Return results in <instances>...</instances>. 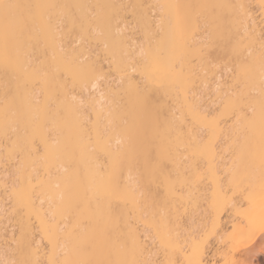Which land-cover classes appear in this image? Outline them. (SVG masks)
Returning <instances> with one entry per match:
<instances>
[{"label": "bare ground", "instance_id": "1", "mask_svg": "<svg viewBox=\"0 0 264 264\" xmlns=\"http://www.w3.org/2000/svg\"><path fill=\"white\" fill-rule=\"evenodd\" d=\"M68 1L74 2L75 5L77 4L76 7L74 6V9H77L80 13V17H78L79 21H76L79 23L78 25L77 23L74 24V19L69 18L71 17L70 14L72 11L70 12L68 8L66 9V7H64V4H68ZM93 1L98 2L99 0ZM113 1L114 0H108L106 3L109 2V4H111ZM149 1L152 3L157 1L160 3H167L169 0ZM9 2L30 6L22 9L29 17V27L22 34L9 32L6 36L3 25L0 24V135L4 138V141L8 140L10 144L8 146V142H5L6 146H4H8V150L7 148L4 150L5 156L8 154L5 159L8 160L9 157L10 161L15 160L12 161L14 165L21 161L20 164L15 166L11 165L12 167L14 166V170L16 167L17 171L20 173L17 177L20 179L21 186L18 188L15 187L14 190H12L13 187L12 189L10 188L14 194H12L13 197L10 198H13L12 201L14 200V204H16L17 200L15 213L20 207V205H18L20 202L21 205L25 206L24 209L27 210H25L24 213L27 212L28 216L32 214L37 218L43 236L50 242L49 244H51L52 252L51 255H48L50 257L49 260L47 259V264H56L57 262L56 257L61 249L59 241L61 242L60 239L62 237L59 239V223H55V221L65 218L70 222L69 224L71 226H68L70 228L67 230L68 232L64 234V239L66 240L64 245L65 248H63L64 251L67 249L65 253L68 252V254L66 253L67 255L65 254V258H62V261H64L62 263L64 264H75V262L83 260L107 261L109 264H135V262L155 264L154 262H157L158 259L154 257L156 245L153 246V238L156 240L154 242H156V244L158 243L159 249L162 250L160 253L162 254L163 252V254L159 256L161 260L163 257L164 262L161 261L163 264H188L190 260L196 261L198 264H211L213 260L216 258L218 259L219 256H216L217 252L214 250L209 251L206 247L204 248L202 243L196 241V236L203 230V225L208 223L207 221L209 219L207 220L204 216L207 209H210V211H207L208 214L211 213L212 216L207 214L206 216H209L210 219L213 218L212 223L215 228L219 227L221 230L220 226L225 224L224 221V224L222 223L216 211L219 208L221 209V207L223 208L225 201L228 200L229 202L230 199L228 196L229 199H227V197L225 198L227 192L225 185L227 180L225 181L226 183H224L225 185L222 184L224 181L222 176L228 169H225L226 158L231 154L239 156L238 159L241 161H239V165H244L245 167L242 166L240 168V166L237 165L238 168L236 172L234 173L232 171L234 174L232 172L229 174L231 175L229 179L232 178L230 181H233L232 189H235L236 186L241 185L243 182L244 186L251 185L254 190V201L251 205V211L249 212V201L240 195V193L236 192L239 194H236L239 197L237 202L240 203V206L242 205V207H244L242 208L244 210L241 211V214L247 221V227L246 230L242 231H239L238 228H234L238 230L235 231L236 240L233 241H236V244L238 240H241L238 245L232 244V249L229 251L231 252L234 250L233 253L236 252L235 254L239 252L240 254L244 253L250 260L257 257L259 254H264V200L261 199V185L262 182H264V165L261 163L262 137L260 126L261 109L264 107V62H260L258 56H253L252 52H250L251 54H248L249 59L243 60V58H241L242 56H240L241 49L238 44L232 49L235 59L240 56L235 60L237 61L235 62L237 64L235 70L238 76H236L237 80L235 79L234 81L236 84L241 82V84H239L242 87L238 85L239 89H237L236 85H232V88L235 86L236 88L233 90L231 89L232 91H229L230 89L228 91L226 90L225 95L221 93L218 97L219 103L216 101L214 108L205 105L204 107L196 109L195 105L199 100L195 97L194 93L191 92L193 90H190L187 93L184 91L185 94L181 97L180 101L184 104L180 102L177 103V105L181 104V107L178 106L180 107V111H178L180 113H177L178 117L175 116L176 114L170 113L172 115L171 119L169 118L170 115L166 116L168 117L167 119H163L162 116L164 115H162L161 119L157 118L161 120L159 121L156 119L155 115L154 118L153 115H151L149 119L139 110H135V114L133 108V115H127L128 112L125 113L127 106L124 109L123 100L120 99V95L118 94L121 90H116L118 92H115V94H118V97L115 98L116 101L122 103L123 106H121L122 104L119 105L118 102L115 101V98L113 99L114 96H110L111 92L113 93L114 91V84L116 83H107V80L105 82L102 80L101 85L98 81L99 77L104 79L102 76H104L105 73L104 62H102V58L100 57L101 59H99L98 54H96L98 48L95 51L94 49L96 47H93V50L90 49L86 51L88 46L86 49L84 46H80L81 48L79 47L80 50L77 48V52L74 45L73 48L71 47L74 42L70 41L68 44V42H66V39L69 40L67 35L62 33L65 31L62 29L60 32L59 29L61 28L57 25L58 19V24L61 23L58 17H62V19L66 18V21L69 20L71 27L75 25L74 29L80 26L78 30L80 28L82 31L84 27L83 31L85 32L88 30L89 32L91 26L87 28L90 20L87 17L91 16L89 15L90 13H88V10L90 11L88 6H91L90 2V4H87L88 2L86 0H9ZM116 2H119V0H116ZM217 3L220 13L225 11V14H230V17H228L230 22L225 24V27L222 26V31L225 30L230 32L232 29L233 33L236 35L231 31L229 36L233 37L234 35L236 38L239 37L238 41L245 37H248L247 39L245 38V40L249 38L251 40L252 34L254 36L256 35L255 28H253L255 22L252 19L253 14H251L253 12L245 0H217ZM57 4H60L61 7ZM257 5L262 10L261 16L264 18V0H258L256 6ZM228 14H226V16ZM147 15L139 20L141 28H143L145 32V41L142 44L139 42V44L137 42L133 43L131 41V44L128 43L131 45L127 46L128 49H125V46L121 45L125 37L123 33L121 34L122 31H115V25L113 26L111 18L101 17L100 22H98V24L96 23V26H93L94 30L91 32L94 31L96 36L92 33L88 34L86 31L85 34L82 32V34L74 38H76L75 43L78 42V44L83 43L86 38L88 40L94 38V42H102L103 44L101 45L105 47L102 46L104 49H101L100 52L105 50L106 56L110 54L107 58L111 56L112 60L114 59V63L116 62V65H118L117 62L121 63L122 60L125 59V56L123 57V54H121L122 51H128L129 47H132L128 51V53H130L135 49V52L132 51L131 53L134 54V58L138 57L137 59L139 60L140 58L146 59V65L144 66L146 67L148 65L151 67V69H148V67H142L144 63L141 64V69L143 68L144 70L140 71L138 69L139 73L149 77L146 80L147 82L149 80L148 83L146 81L143 82L144 78L142 82L146 83L144 85L150 83L149 86L151 87L149 88L153 89V95H158L160 98L163 90V94H168L176 88L175 86H177V88H183L186 83L191 81L189 78L196 75L195 71H197V68L199 70L200 67L198 64V67H196L195 64L190 65L188 62H190L191 59L187 62L188 59L186 60L184 57L186 55L183 54L184 52L182 49L185 46L187 47V45L181 47L183 35L180 30L182 29L181 26L179 28L177 23L178 20L176 21L174 16L170 14V18L166 17L168 20L164 19V23L161 25L159 23L160 27L158 28L163 30V38L160 39L161 41H159V44L155 42L154 45V42L151 44L148 40L149 35L147 29L150 27L151 16ZM96 19L98 21V18ZM169 19L172 20V23L174 22L171 26L169 24V22L171 23ZM64 21L65 19H63L62 22ZM61 24L60 27L62 26ZM184 33L185 32H183V34ZM200 36L201 35H199V38L202 37ZM219 36L222 37L223 33H220ZM195 37L196 40H199L197 39V35L193 38L195 39ZM255 39L254 37V40ZM254 40H251V43H253ZM191 41L193 42L189 44L193 47H189L190 45L188 44L190 48H188V50H197L200 44L198 47H195L198 41L193 39ZM76 46L78 45L76 44ZM162 49H164V52H162L164 55L161 53ZM127 51L124 55H127ZM114 52H117V56L114 55ZM179 52L182 53L183 57ZM105 54L103 58L106 57ZM133 56L129 59L132 60ZM153 56L155 57L154 59ZM157 56L159 57L158 61L156 60ZM34 57L36 59H34ZM121 57L122 59H120ZM136 60L135 63L137 62ZM152 60L155 62H152ZM111 62L112 61H110V63ZM238 62L240 63L238 64ZM128 63L129 62H127L126 65L124 64L125 68H127ZM116 65L114 64V66ZM119 65L122 66L121 64ZM120 66H116L115 69L121 68ZM129 67L128 65V68ZM112 68H114L113 63ZM61 73L63 75H61ZM123 73H120V75L122 76L125 73L124 77L128 75L127 72ZM145 73L146 75H144ZM141 74L140 76H142ZM61 76L64 78H61ZM128 78L129 76H126L123 80L119 79L122 83L124 81L123 85L120 86L126 87L127 92L132 86L127 82L126 79ZM130 78L128 80H130ZM187 79L189 81L185 83ZM65 80L67 81L64 82ZM67 82L69 83L68 86H71V88L75 86V89L72 88L73 90L69 89L67 91ZM222 85L223 83L219 81L217 87L216 84L215 87L217 89L218 86ZM90 87H92V89ZM145 87L143 86V88ZM76 88H78V91ZM133 89H135V87ZM189 93H192L193 96ZM71 94L75 95V98H72L73 95ZM39 95L41 100L38 97ZM189 95L190 97L192 96V99L189 98ZM197 95L198 94H196V96ZM193 97L195 99H193ZM117 98H119V100ZM190 99L195 104V108ZM79 100H82L88 106L84 108L83 106L85 104L81 101L83 105ZM130 100L132 101V99ZM50 102H52V104L55 103V107L50 104ZM106 102H109L108 106ZM110 102L111 105H109ZM116 103L119 106L116 107ZM127 104L130 103H126L125 105ZM216 104H218V106H216ZM231 105L236 107L239 115H250L255 113V122L249 123L247 120H238L235 116L231 115V112L221 115L225 112V107ZM86 108L91 111L88 110L89 112H86ZM177 109L175 110L177 111ZM183 109L188 111L186 112ZM122 111L124 115H127L126 117L123 116ZM183 114H188V117H185V115L183 116ZM205 115H207L208 119L217 117L218 126L214 129L205 128L202 124ZM59 116L60 120L62 119L61 121L58 119ZM173 116H175V118ZM184 118L188 120L185 121ZM172 119L173 121H171ZM145 124L146 126H143ZM9 134H11V136H8ZM7 136L10 137V139H8ZM35 140L41 143L42 146L40 147L44 150L40 151V147L38 148L35 146ZM2 143L3 142L0 144V148H5ZM161 145L166 149L165 155L168 157L169 162L162 175L158 178H151L145 172L143 154L145 148L150 147L153 155H156ZM37 150H39L40 154ZM0 151L3 152V150ZM42 152H44V154L41 156ZM15 154L17 156L19 155L20 159H14L16 158ZM40 161L42 162L40 163ZM39 164H42L40 166H42L45 172L41 173L44 174L45 177L47 176L46 178H44L43 175L41 177L42 179H39L40 177L34 178V176H38L39 168L37 169L36 175L35 170ZM60 167H65L68 170L66 169L67 171L62 172V168ZM205 167L207 174H209L205 176L207 181L205 177L203 178L202 176L206 172L202 169H205ZM58 168L63 176L58 177L60 175L58 171L57 177H52L53 179L50 178L51 174L53 175L52 170H58ZM65 168H63V170H65ZM230 168L232 169L231 164L229 165V169ZM34 171L35 173L33 174ZM229 171L230 170H228V172ZM56 173L54 175H57ZM17 174L18 173L15 172L14 177ZM226 175L228 174L226 173ZM4 176L2 178H4ZM60 178L63 179L60 180ZM50 179L52 180L50 181ZM239 179L242 183L239 182L238 184L237 182ZM3 181L0 177L1 187ZM207 182L211 186L207 185ZM53 184H55V186L59 184V187L55 188ZM235 184L236 186L234 187ZM204 185L208 187H204ZM37 186L39 187L38 189H40L39 194L41 198L46 199V201L48 200L49 203L51 201V203L55 204L52 205L55 209L49 212L51 216L57 219L53 224L48 221V216L45 214L46 211L41 210V207L39 209L34 208L35 205L33 200L35 198L33 195L35 194V187ZM205 188L210 190H208L210 193L208 196L210 195V198L207 197L210 199L207 201V203L209 202V208L206 207V209L205 206L204 208L202 206L204 204L203 200L206 199L205 196H207ZM201 191H203L202 194L205 193V196L201 194ZM4 192L6 193L7 191ZM37 193L35 195H37ZM2 197L4 196L2 195ZM39 200L40 197L37 201L40 202ZM0 201H3V199ZM46 201L42 203L46 204ZM190 201L193 203L194 207L197 206L199 210L201 208L205 210H200L201 213H203L202 215L199 214L193 218L190 214L189 217L187 216L189 213L186 211V215V213L182 211V208H180L182 212L180 211V213H178L179 207L189 204ZM200 204L202 205L200 206ZM109 206L111 208V221L109 223L111 238L101 239L99 235V225L101 223L100 216L101 212H103L105 219H107ZM6 207V203H3V208L2 205L0 207L2 208L0 213H7L8 210L5 211ZM22 207L23 206H21V208ZM182 213H185L188 217L187 219L185 218L186 216L184 217L186 221L177 219V217H181L179 214ZM2 216L4 217V215ZM28 216H25V220L28 219L29 221ZM2 228H4L3 230L1 229L4 233V230L7 228L5 229V225ZM23 228L27 231L30 230L29 227H24V225ZM180 229H182L184 234L181 233L180 235ZM146 230L150 235L152 232L153 238L146 233ZM29 233L30 231L26 234ZM27 236V239L23 241L30 250V253L27 255L28 259L26 264H41V260H43L41 246L38 245L39 242L35 241L30 235ZM243 238L247 239H245L246 243H243ZM257 242L259 244L255 245ZM61 246L63 245L61 244ZM155 258L157 261H155ZM5 263L4 261V264ZM42 263H44V260ZM156 264H159V261Z\"/></svg>", "mask_w": 264, "mask_h": 264}, {"label": "rangeland", "instance_id": "2", "mask_svg": "<svg viewBox=\"0 0 264 264\" xmlns=\"http://www.w3.org/2000/svg\"><path fill=\"white\" fill-rule=\"evenodd\" d=\"M78 1V0H77ZM88 3L87 4H90L91 3V6H88L89 8H90V11L88 10V13H90L89 15H91V16H89V17H87L88 19H90L89 20V24H88V26H87V28H90V26H91V30H89V32H88V30H86V29H84V30H86L87 31V33L88 34H95V36H96V33H94V31L93 32H91L92 30H94V27L93 26H96L97 24H98V22H100V20H101V17H103V18H108V19H110L111 18V20H112V24H113V26L115 27V31L117 32V31H119V32H121V34L123 33V35H124V39H123V42H122V44L121 45H124L125 46V49L127 48L128 49V47L127 46H131L130 44L133 42V43H135V42H139V43H143L145 40V38H144V34H145V32H144V30H143V28H141V25H140V22H139V20L142 18V17H144V16H146L147 14V16H151L150 17V19H151V22H150V27L147 29V33H148V35H149V38H148V40H149V42L151 43V44H153V42H154V45H155V42H157V44H159V41H161L160 39H162L163 38V30H161L160 28H158V27H160V25L161 24H163L164 23V19L165 20H168L167 18H170L169 16H170V14L172 15V16H174V18H176V21H177V23H178V26H179V28H180V26H181V29L182 30H180V32L182 33V35H183V37H182V43H181V47H183V46H185V45H187V47L185 46L182 50H183V54H185L186 56H184L185 58H186V60H187V62L190 60V62H188V63H190V65H194L195 64V66L196 67H200L199 68V70H198V68H197V71H195L196 73V75H193V77H191V78H189V80H191V81H189L188 79L185 81V83L187 82V81H189L188 83H186L185 85H184V87L182 88H177V86H175L176 88L175 89H173V91L172 92H169V93H171V94H163V92H164V90H163V92H162V94L160 95V93H159V95H160V98L158 97V95L157 96H155V94L153 95V92L154 91H152L153 89H151V88H149V87H151V86H149L150 85V83L149 84H147V85H144V84H146V83H143V82H145L146 80H147V78H149L148 76H143V74H141V73H139V70L141 71V70H144L143 68L141 69V64L142 63H144V64H142V67H145L144 65H146V62H145V60L146 59H141L140 58V60L139 59H137L136 57L134 58V54H131L132 53V51H134L135 49H133L130 53H128V51L130 50V48H132V47H129V50L127 51V50H125L124 52L122 51V53L121 54H123V57L125 56V59H123L122 60V62L121 63H119V62H117V64L118 65H116V62L114 63V59L112 60V58H111V56H109L108 58H107V56L108 55H110V54H107V56H106V54H105V50H102V52H100L101 51V49H104V45H101V44H103L102 42L100 43V41H97V42H94L95 40H94V38H90V40H88L87 38V40L86 39H84V42L83 43H79L78 44V42H76L75 43V41H76V38H74L75 36L77 37V36H79V34H82V32L85 34V32L83 31V28H82V31H81V29L79 28V30H78V27H80V26H77L76 27V29H74L75 27V25L74 26H72L71 27V24L69 23V20L68 21H66V18H63V19H65V21L64 22H62L63 21V19H62V17H58V18H60V22L62 23H59L58 24V22H59V19H58V22H57V25H58V27L59 28H61V29H59V31L61 32L62 31V29L65 31V32H62V33H64V35L66 34L67 35V38L69 39V40H67L66 39V42H68V44H69V42L71 41H73L74 43H72V48H73V45L75 46L74 48H75V50L78 48L79 50H80V46H84V48L86 49L87 48V46H88V49H86V51L87 50H93L94 48L93 47H96L95 49H94V51L97 49V50H99V51H97L96 50V54H98V56H99V59H101V60H103L102 62H104L103 63V65H104V71H105V73H104V76H102V77H104V79L103 78H100L99 77V82L101 83V85H102V80L105 82L106 80V82L107 83H112V84H114V83H116V84H114L115 85V87H116V89H115V87H114V91H113V93L111 92V97H113V99L115 98V97H118L117 95L119 94L120 95V99H122L121 101H122V103L124 104V109H125V107H126V111H125V113L126 112H128V114L127 115H133V112H132V108L134 109L133 111L135 112V110L137 111V110H139V109H136L137 108V106H134V105H136V103H135V100H136V95L134 94L135 93V89H133L137 84H139V87H141L140 89L141 90H145V92H146V94L148 95V97H149V99H150V101H151V106H152V114L151 115H153V118H154V115H155V117H156V119L157 118H160L161 119V116L162 115H164V116H162V118L163 119H167L168 117H166V116H169L170 115V119L172 118V115L171 114H176L175 116H177V113H180V112H178V111H180V105H177V103H182L180 100H181V97H183V95L185 94V93H187L188 91H190V90H193V91H191L192 93H194V95H195V97L199 100H197L198 101V103L196 102V105L193 103V101L191 100L192 99V93L190 94V95H192L191 97H190V95H189V98H191L190 100L192 101V103H193V107H194V105H195V107H196V109H198L199 107H204L205 105L206 106H210L211 108L213 107L214 108V106H215V103H216V101H217V103H219L218 102V97L220 96V94L221 93H224V95H225V93H226V90L228 91L229 89V91H232L234 88H236V86H237V89H239V87H242L240 84H241V82H239V83H237L236 84V82L234 81L235 79L237 80V77L236 76H238V75H236L237 74V72H236V70H235V68H237V64L235 63V62H237V61H235V60H237L240 56H242L241 58H243V60L244 59H249V55L248 54H251L250 52H252V54H253V56H258V59L260 60V62H264V18L261 16L262 15V10L260 9V7H259V10H261V11H259L258 10V7L256 6V4L258 3V0H245V2L247 3V4H249L248 6H250L249 8H251L252 9V12L253 13H251V14H253V17H252V19L254 20V22H255V24H254V27L253 28H255V36L252 34V38H251V40H254V37L256 38L254 41H253V43H251V40H250V38L248 39V40H245V38H243L242 40L240 39V41H238L239 39V37L238 38H236V36H234V35H236V34H234L233 33V31H232V29H231V31H232V33L234 34H231V35H233V37L231 36H229V33L231 32H227V31H222V26H224L225 24H228V22H230V20H229V18L228 17H230L229 15L230 14H228V13H226V14H228L227 16H226V14L223 12V13H220L219 12V6H217V0H169V1H167V3L166 2H163V3H160L159 1H157V2H155V3H152L151 1H149V0H119V2H116V0H114L112 3H115V4H112L111 2V4H109V2L108 3H106L108 0H99L98 2H94L93 0H86ZM111 1V0H110ZM257 1V2H256ZM70 2V3H69ZM72 1H68L67 3L68 4H64V7H66V9L68 8V11H72L71 12V14H70V16L71 17H69V18H72V19H74V24H76L78 21H79V18L78 17H80L79 16V11L77 10V9H74V6L76 7L77 6V4L75 5V3L74 2H72L73 3V5H72V3H71ZM90 2V3H89ZM57 5H59L60 7H61V5L60 4H57ZM57 8H59V7H57ZM248 8V9H249ZM78 11V12H77ZM220 13V14H219ZM261 13V14H260ZM223 14H225V15H223ZM171 16V17H172ZM219 16V17H218ZM252 16V15H251ZM167 17V18H166ZM232 17V16H231ZM96 18H98V21H97V19ZM102 18V19H103ZM96 19V20H95ZM231 19V18H230ZM78 20V21H77ZM170 20V19H169ZM77 21V22H76ZM106 21V20H105ZM163 21V22H162ZM171 21V23L169 22V24H170V26L171 25H173V23H172V20H170ZM162 22V23H161ZM97 23V24H96ZM109 23V22H108ZM159 23H160V25H159ZM60 24L62 25L61 27H60ZM79 23H77V25H78ZM81 24V23H80ZM96 24V25H95ZM111 24V23H110ZM73 25V24H72ZM109 25V24H108ZM158 25V26H157ZM244 25H246V24H244ZM250 25H252V24H250ZM112 26V25H111ZM226 26V25H225ZM224 26V27H225ZM253 26V25H252ZM63 27V28H62ZM116 27H117V29H116ZM123 27V28H122ZM125 27V28H124ZM183 27V28H182ZM250 27V26H249ZM118 28H119V30H118ZM253 28H252V32H253ZM72 29V30H71ZM124 29V30H123ZM157 29H159V30H157ZM184 29V30H183ZM249 29V28H248ZM114 30V29H113ZM249 31V30H248ZM251 31V30H250ZM183 32H185L184 34H183ZM251 32V33H252ZM72 33H73V35H72ZM220 33H223V36L222 37H220L219 35H220ZM75 34H78V35H75ZM100 34V33H99ZM249 34V33H248ZM68 35H72V36H68ZM127 35V36H126ZM187 36V38H186V36ZM197 35V39H199V40H196V37H195V39L193 38L194 36H196ZM199 35H201L200 37L201 38H199ZM240 36V35H239ZM242 36V35H241ZM246 36V35H245ZM248 36V35H247ZM70 37V38H69ZM92 37V36H91ZM127 37V38H126ZM185 37V38H184ZM243 37V36H242ZM66 38V37H65ZM71 38H72V40H71ZM185 39V41H184V39ZM248 38V37H247ZM246 38V39H247ZM188 39V40H187ZM189 39H193V40H195V41H198L196 44L197 45H195V47L197 46L198 47V45H199V48L196 50V49H191V50H193V51H191V50H188V48L189 47H193L192 45H190L189 43L191 42H193V41H191V40H189ZM157 40V41H156ZM91 41V42H90ZM125 41V42H124ZM132 41V42H131ZM184 41V42H183ZM65 42V41H64ZM131 42V43H130ZM187 42V43H186ZM100 43V44H99ZM128 43H130V44H128ZM138 43V44H139ZM186 43V44H185ZM76 44L78 45V46H76ZM81 44V45H80ZM82 44H84V45H82ZM94 44V45H93ZM156 44V45H157ZM188 44L190 45L189 47H188ZM194 44V43H193ZM237 44H238V46L240 47V49H241V52H240V56L238 57V58H236L235 59V56L233 55V53H232V49L234 48V47H236L237 46ZM92 47H91V46ZM137 45V44H136ZM153 45V46H154ZM86 46V47H85ZM102 46H104V47H102ZM138 46V45H137ZM80 47V48H79ZM186 48V49H185ZM78 49H77V52H78ZM180 49V48H179ZM178 49V50H179ZM185 49V50H184ZM190 49V48H189ZM74 50V49H73ZM75 50H74V52H75ZM164 49H162V51H161V53L162 52H164L163 51ZM181 50V49H180ZM179 50V51H180ZM127 51V55H124V53ZM160 51V50H159ZM168 51V50H167ZM185 51H187V52H185ZM100 52V53H99ZM104 52V53H103ZM135 52V51H134ZM133 52V53H134ZM177 52V51H176ZM181 52V51H180ZM179 52V53H180ZM106 53H107V51H106ZM115 53V52H114ZM117 53V52H116ZM116 53L114 54V55H116ZM100 54H101V56H100ZM105 54V58H103V55ZM131 54V55H130ZM163 55H164V53H162ZM167 53H166V51H165V55H166ZM181 55H182V53H180ZM37 55V54H36ZM129 55V56H128ZM161 55V54H160ZM117 56V55H116ZM133 56V59L132 60H130L131 58L130 57H132ZM101 57V58H100ZM128 57V58H127ZM166 57H167V55H166ZM182 57H183V55H182ZM117 58V57H116ZM130 58V59H129ZM155 57L153 56V59H154ZM158 56H157V61H158ZM164 58V57H163ZM34 59H36L35 57H34ZM118 59V58H117ZM120 59H122V57L120 58ZM119 59V60H120ZM137 61L136 63H135V60ZM166 59V58H165ZM116 60V59H115ZM128 60H130V61H128ZM143 60H144V62H143ZM193 60V61H192ZM241 60V59H240ZM240 60H238V61H240ZM242 60V61H243ZM246 60H245V62H246ZM110 61H112L111 63H110ZM118 61V60H117ZM123 61H126V62H123ZM133 61V62H132ZM142 61V62H141ZM108 62V63H107ZM127 62H129L128 63V65L130 66L129 68H128V65H127V68H125V66H124V64L126 65L127 64ZM152 62H155V61H153L152 60ZM112 63H113V67L114 68H112ZM135 63V64H134ZM240 62H238V64H239ZM242 63V62H241ZM110 64V65H109ZM114 64L116 65V66H120L119 64H121L122 66H120L121 68H119V67H117V68H119L120 69V71H119V69H115V67L116 66H114ZM134 64V65H133ZM152 64H154V63H152ZM197 64H198V66H197ZM246 64V63H245ZM108 65V66H107ZM132 65V66H131ZM151 65V64H150ZM111 66V67H110ZM124 66V67H123ZM108 69H107V68ZM123 67V68H122ZM146 67H148V69L150 68L151 69V67H149L148 65L146 66ZM145 67V68H146ZM122 69V70H121ZM127 71H126V70ZM130 71H129V70ZM139 69V70H138ZM115 72H114V71ZM125 70V71H124ZM147 70V69H146ZM122 71V72H121ZM148 71V70H147ZM118 72V73H117ZM125 73V72H127L128 73V75H126L127 77L129 76V78H130V80H128V79H126L127 80V82H129L132 86V88L130 87V89L128 90V92H127V89H126V87H124V86H120V85H123V83H124V81H123V83H122V81L121 80H123L125 77H124V75L126 74H124V75H120V73ZM143 72V71H142ZM149 72V71H148ZM198 72V73H197ZM102 73V74H103ZM130 73V74H129ZM140 74L142 75V76H140ZM60 75V74H59ZM61 75H63L62 73H61ZM144 75H146V73L144 74ZM150 75V74H149ZM152 75V74H151ZM115 76H116V78H115ZM235 76V77H234ZM63 76H61V78H62ZM64 77H65V75H64ZM63 77V78H64ZM108 77V78H107ZM124 77V78H123ZM142 77V78H141ZM219 77V78H218ZM115 78V79H114ZM144 78V79H143ZM151 78H152V76H151ZM109 79V80H108ZM119 79H121V80H119ZM142 79H143V82H142ZM239 79V78H238ZM111 80H112V82H111ZM113 80H115V81H113ZM117 80V81H116ZM125 80V81H126ZM132 80H133V82H132ZM67 80H65L64 82H66ZM109 81V82H108ZM120 81V82H119ZM219 81H221L222 83H223V85L222 86H218V88L216 89V87H217V83L219 82ZM240 81V80H239ZM69 82V81H68ZM67 82V83H68ZM118 82V83H117ZM147 82V81H146ZM148 82H149V80H148ZM147 82V83H148ZM120 83V84H119ZM142 83V84H141ZM235 83V84H234ZM71 84V83H70ZM99 84V83H98ZM105 84V83H104ZM111 84V85H112ZM215 84H216V87H215ZM69 85V83L66 85L68 88H67V91L69 90V89H71V90H73V89H75V86L74 87H72L71 88V86H68ZM100 85V84H99ZM117 85V86H116ZM183 85V84H182ZM232 85H236L234 88H232ZM238 85H240L239 87H238ZM243 85V84H242ZM128 86H130V85H128ZM143 86L145 87V88H143ZM164 86V85H163ZM88 87V86H87ZM118 87H120V88H118ZM166 87V86H165ZM174 87V86H173ZM231 87V88H230ZM244 87V86H243ZM91 89H92V87H90ZM118 88V89H117ZM122 88H123V90H122ZM143 88V89H142ZM148 88V89H147ZM157 88V87H156ZM163 88V87H162ZM170 88V87H169ZM77 89V91H78V88H76ZM132 89V90H131ZM150 89V90H149ZM166 89V88H165ZM171 89V88H170ZM232 89V90H231ZM241 89V88H240ZM70 90V91H71ZM116 90H121V92L119 91V93L116 95L115 94V92L117 93L118 91H116ZM130 90H131V92H130ZM172 90V89H171ZM160 91V90H159ZM167 91V90H166ZM184 91H186L185 93H184ZM195 91V92H194ZM75 92V91H74ZM74 92H71V93H74ZM168 92V91H167ZM70 93V92H69ZM68 93V94H69ZM79 93H80V91H79ZM78 93V95L80 96V94ZM198 94L197 96L200 98H198L197 96H196V94ZM132 94H134L135 95V97H134V95H132ZM38 95V94H37ZM41 95V94H40ZM40 95L38 96L39 97V99H40ZM71 95H73V94H71ZM76 95H77V92H76ZM69 96V95H68ZM75 95H73V97L72 98H75L74 97ZM78 96V97H79ZM223 96V95H222ZM133 97H134V99H133ZM80 98V97H79ZM132 99V101L130 100V99ZM38 99V100H39ZM42 99H43V96H42ZM118 100H119V98H117ZM193 99H195L194 97H193ZM217 99V100H216ZM41 100V99H40ZM82 100H83V98H82ZM82 100H79L80 102L82 101ZM190 100H189V102H190ZM195 100V101H196ZM85 101V100H84ZM108 101V100H107ZM114 101V100H113ZM115 101H116V98H115ZM194 101V102H195ZM83 102V101H82ZM81 102V103H82ZM116 102H118V104L119 105H121L122 103H119V101H116ZM1 103V102H0ZM40 103H41V101H40ZM54 103V102H53ZM84 104H85V102H83ZM82 103V104H83ZM107 103V102H106ZM109 103V102H108ZM108 103H107V106H108ZM115 103V102H114ZM126 103H130V104H127V105H125ZM50 104H52V102H50ZM55 104V103H54ZM54 104H52L53 106H54ZM83 104V105H84ZM123 104L121 105V106H123ZM134 104V105H133ZM182 104H184V103H182ZM109 105H111V102H110V104ZM119 105H117V103H116V107L117 106H119ZM130 105V106H129ZM198 105V106H197ZM53 106H52V108H53ZM86 106H88V105H84L83 107L85 108ZM178 106H180V107H178ZM216 106H218V104H216ZM55 107V106H54ZM134 107H136V108H134ZM182 107H183V105H182ZM194 107V108H195ZM89 108V107H88ZM88 108H86V112L89 110ZM122 108V107H121ZM177 109V111L175 110V109ZM184 108V107H183ZM186 108V107H185ZM193 108V109H194ZM123 109V108H122ZM122 109H120V110H122ZM124 109H123V111H124ZM128 109V110H127ZM131 109V110H130ZM132 112V114H131V112ZM183 110H185L186 111V109H183ZM89 111H91V110H89ZM88 111V112H89ZM122 111V113H123V116H127L126 114L124 115V112ZM175 111V112H174ZM188 111V110H187ZM186 111V112H187ZM121 112V111H120ZM130 112V113H129ZM91 113V112H90ZM89 113V114H90ZM171 113V114H170ZM184 113V112H183ZM86 114V113H85ZM135 114H136V112H135ZM139 114H141V113H139ZM138 114V115H139ZM182 114V113H181ZM186 114V113H185ZM185 114H183V116L185 115ZM87 115H88V113H87ZM138 115H136V116H138ZM144 115V114H143ZM178 115H180V114H178ZM141 116V115H140ZM175 116H173L174 118H175ZM178 117V116H177ZM185 117H188V114L187 115H185ZM63 118V117H62ZM181 118V117H180ZM179 118V119H180ZM58 119L60 120V116L58 117ZM63 119H65V118H63ZM162 119V120H163ZM182 119H183V117H182ZM190 119V118H189ZM58 120V121H59ZM62 120V119H61ZM60 120V121H61ZM157 120H159V119H157ZM184 120H185V118H184ZM186 120H188V119H186ZM185 120V121H186ZM126 121V120H125ZM159 121H161V120H159ZM171 121H173V119L171 120ZM189 122H190V120H189ZM189 122H188V125H189ZM185 123V122H184ZM186 124H187V122H186ZM185 124V125H186ZM143 126H146V124L145 125H143ZM152 128V127H151ZM141 129V128H140ZM144 129V128H143ZM143 131V130H142ZM146 131V130H145ZM144 131V132H145ZM150 132V131H149ZM8 136H11V134H9ZM7 136V137H8ZM51 138V137H50ZM53 138V137H52ZM8 139H10V137H8ZM36 141V142H35ZM34 141V144L36 143V145L35 146H37L38 148L40 147V146H42L41 145V143L38 141V140H35ZM1 142H3L2 143V145L4 146H6V144H5V142L7 143L8 142V140L7 141H4V138H2V136L0 135V144H1ZM39 142V143H38ZM7 145L9 146L10 144H9V142L7 143ZM39 145V146H38ZM2 146V147H3ZM4 146V147H5ZM7 146V147H8ZM7 147H5V148H0V150H3V152H1V154H0V158L1 157H4V158H1L0 159V177H1V180L3 181V185H2V187H1V184H0V200H2L3 199V201H0V207H1V205H2V208H3V203L5 204L6 203V205H7V207H6V210L5 211H7V213H5V214H3V213H0L1 214V217H0V230L2 229H4V228H2V227H4V225H5V229L6 230H4V233L2 232V230L0 231V264H4V261L6 262L5 264H26L27 263V259H28V254L30 253L29 251V249L27 248V246L24 244V242L23 241H25L26 239H27V235H30L33 239H35V241H38L39 243H38V245H40L41 247V254L43 255V260H44V263H42L43 262V260H41L42 262H41V264H47L48 262V260H49V257L50 256H48V255H51V244H49L50 242L49 241H47V239H45V237L43 236V234H42V232H41V229H40V225H39V223H38V221H37V218L36 217H34V215H27L28 213L27 212H25L24 213V211L26 210V209H24V205H21L20 204V202H19V204L18 205H20V207H19V209H17V212H18V210H19V212H18V214H17V212L15 213V210H16V207H17V200H16V204H14V200L12 201V199L13 198H10V197H13V193H12V190H14L15 189V187L16 188H18V187H20L21 185H20V179H19V177H17V176H19L20 175V173L17 171V168L15 167V170H14V166L15 165H17V164H20L21 163V161H20V163H17V164H13V162L12 161H15V160H11L10 161V159H9V157H8V160L7 159H5V158H7L6 156H8V154L5 156V149L7 148ZM37 147H36V149H37ZM41 149V150H40ZM40 151H42V150H44V149H42L41 147H40ZM7 150H8V148H7ZM39 150H37L38 152H39ZM36 151V150H35ZM38 152H36V153H38ZM4 153V154H3ZM17 154V153H16ZM15 154V155H16ZM39 154H40V152H39ZM38 154V155H39ZM44 154V152H42V154H41V156ZM232 155V154H231ZM229 156L228 155V157L226 158V162H225V164H226V167H225V169H227L226 171H225V174L222 176L223 177V183L222 184H224V183H226V196H225V198L228 196V197H230V199L227 197V199H229V202H228V200L227 199H225V200H227V201H225V205H224V207L222 208L221 207V209L219 208V209H217V214L219 215V217H220V220L222 221V223L224 224V222H225V224L223 225L224 226V228H223V226L221 225L220 227H221V230L219 229V227H217V228H215L214 226H213V223H212V220H213V218H211L210 219V217L209 216H206V214L207 215H211V213L210 214H208V211H210V209L207 211H205V210H203V208H204V206H205V209H206V207H208V203H207V201L208 200H210L209 198V196H208V194H210L209 193V189L208 188H205V190H206V194H207V196H205V193L204 194H202V192L203 191H201V194L202 195H204L205 197H206V199H202L203 200V205L202 204H200V206L202 205L203 206V208H201L203 211H205V214H204V216L207 218V222L208 223H206V224H204L203 225V230H201V233L198 235V236H196L197 237V240L196 241H198L199 243H202L203 245H204V248L206 247L207 248V250H214L215 252H217V257H218V259L216 258L215 260H213V264H233V262L235 261L236 262V264H264V254H259L257 257H254L252 260H250L249 258H248V256L246 255V254H244V253H241L240 254V252L239 253H237V254H235L236 252H234L233 253V251H229V250H231L232 248H231V246H232V244H234V245H238V243L240 244V240H238L237 241V243L235 244V242L236 241H233V240H236V230H238L239 229V231L241 230H246V227H247V221L242 217V214H241V211H243L244 209H242V208H244V207H242V205L240 206V203L239 202H237L238 200V196L237 195H239L238 193H239V191H238V189H236L237 188V186H236V184L234 185V187H235V189H232L233 188V181L231 182L230 181V179H232V178H230L229 179V177L231 176V175H229V174H231V172L233 171L234 173L236 172V169L238 168V166H240L239 164V156H237L236 154L234 155H232V156ZM40 157V156H39ZM20 159V157H19V155L17 156L16 155V158H14V159ZM5 159V160H4ZM17 159V160H18ZM232 161V162H231ZM3 162V163H2ZM7 162H8V164H7ZM12 164H11V163ZM16 162H18V161H16ZM42 161H40V163H41ZM234 162V163H233ZM241 162V161H240ZM2 163V164H1ZM10 163V164H9ZM231 164V167H232V169L230 168L229 169V165ZM233 164V165H232ZM244 164V163H243ZM3 165V166H2ZM4 165H5V167H4ZM10 165V166H9ZM11 165H14L13 167L11 166ZM40 165H42V164H39V166ZM238 165V166H237ZM37 166L36 167V173H35V171L33 172V174L35 173V175L37 174V169H38V176H34V178H39V179H42L41 177H42V175L44 176V174H42L41 172H45V170H43L42 169V166ZM228 166V167H227ZM243 167H244V165H242ZM242 166H240V168L242 167ZM8 167H10V168H8ZM248 167V166H247ZM23 168V167H22ZM60 168H62V172H64V171H67L68 169L67 168H65V167H60ZM63 168H65V170H63ZM234 168V169H233ZM245 168V167H244ZM10 169V170H9ZM41 169V170H40ZM67 169V170H66ZM203 170H205L206 171V167H205V169L204 168H202ZM5 170V171H4ZM22 170V169H21ZM61 170V169H60ZM208 170V169H207ZM228 170H230L229 172H228ZM4 171V172H3ZM10 172V173H8V172ZM16 173H18L17 175H15V177H14V174H15V172ZM59 168H58V170L57 169H54V170H52V173H53V175L51 174V176H50V178H55V176L57 177L58 176V173L60 174L58 177H61V176H63V174L61 175V171H59ZM169 171H170V169H169ZM57 172V173H56ZM232 172V173H233ZM2 173V174H1ZM5 173V174H4ZM12 173H13V175H12ZM41 173V174H40ZM57 174V175H54V174ZM204 173V172H203ZM202 173V174H203ZM226 173L228 174V175H226ZM233 173V174H234ZM10 174V175H9ZM40 174V175H39ZM219 174H220V172H219ZM7 177H5V176ZM45 175H47V174H45ZM206 175H209V174H207V171L205 172V174L204 175H202L203 176V178L206 176ZM4 176V178H2ZM9 176V177H8ZM13 176V177H12ZM47 177V176H46ZM45 176H44V178H46ZM209 177V176H208ZM207 177V178H208ZM232 177H233V175H232ZM237 177V176H236ZM52 178V179H53ZM225 178H227V179H225ZM235 178V177H234ZM9 179H13L12 181L11 180H9ZM16 179V180H15ZM52 179H50V181L52 180ZM58 179V178H57ZM63 179V178H62ZM61 178H60V180H62ZM235 179H237V178H235ZM56 180V179H55ZM59 180V179H58ZM205 180H206V177H205ZM227 180V181H226ZM6 181V182H5ZM14 181V182H13ZM19 181V182H18ZM54 181V180H53ZM57 181V180H56ZM207 181V180H206ZM206 181H205V183H206ZM226 181V182H225ZM230 181V182H229ZM235 181V180H234ZM238 181V180H237ZM5 182V183H4ZM16 182V183H15ZM208 182H210V181H208ZM207 182V183H208ZM229 182V183H228ZM236 182V181H235ZM239 182H240V179H239V181L237 182L238 184H239ZM17 183H19V184H17ZM240 183H242V182H240ZM5 184V185H4ZM13 184V185H12ZM56 184V183H55ZM55 184H53L54 186H55ZM244 184V182L241 184V185H243ZM38 185V184H37ZM59 185V184H58ZM58 185H56L55 186V188L56 187H59ZM207 185H210L209 183L207 184ZM230 185V186H229ZM232 185V186H231ZM206 185H204V187H205ZM211 186V185H210ZM209 186V187H210ZM244 186V185H243ZM3 187H4V189H3ZM12 187H13V189H12ZM206 187H208V186H206ZM227 187H228V189H227ZM12 190H11V189ZM39 187L37 186V187H35V194L37 193V195H33V197L35 198H33L34 200H33V202H34V205L36 206H34V208L36 209H39L40 207H41V210H43V211H46V215L48 216L47 218H48V221H50V223H52L53 224V222L55 221V220H57L56 218H54L53 216H51V213H49L50 211L52 212L53 210L52 209H55L54 208V206H52V205H55V204H53V203H51V201H50V203L48 202V200L46 201V199H42L41 198V196H40V194H39V190L40 189H38ZM204 189V188H203ZM36 190H37V192H36ZM204 190V191H205ZM209 190V191H208ZM4 191H7L6 193L4 192ZM41 192V191H40ZM236 192H238V193H236ZM2 193H4V194H6V195H4V194H2ZM10 194H11V196H10ZM13 194V195H12ZM237 194V195H236ZM2 195L4 196V197H2ZM9 195V196H8ZM39 195V196H38ZM36 196H38V197H36ZM237 196V197H236ZM7 197V198H6ZM9 197V198H8ZM39 197H40V202H38L37 200L39 199ZM207 197H209V198H207ZM236 197V198H235ZM4 198H5V200H4ZM37 198V199H36ZM48 199V198H47ZM233 199H235V200H233ZM42 200V201H41ZM201 200V201H202ZM205 200H206V202H205ZM230 200H232V201H230ZM44 201H46V204H44L45 202ZM237 203H236V202ZM42 202H44V203H42ZM40 203V204H39ZM201 203V202H200ZM235 203V204H234ZM14 204V205H13ZM41 204H42V206H41ZM47 204H48V206H47ZM205 204H207V205H205ZM16 205V206H15ZM46 207H45V206ZM21 206H23L22 208H21ZM199 206V205H198ZM199 206V207H200ZM56 207V206H55ZM196 207V208H195ZM194 207V205H193V203L190 201L189 202V204H186L185 206L184 205H182L181 207H179V211H178V213H180V211L182 210V211H184L185 213H186V211H187V213H189L188 215H187V213H186V215L187 216H189L190 214V216L191 217H193V218H195L197 215H199V214H203V213H201V209L199 210L198 209V207L197 206H195ZM241 207V208H240ZM2 208H0V212L2 211L1 209ZM42 208H44V209H42ZM180 208H182L181 210H180ZM209 208V207H208ZM46 209V210H45ZM49 209H51V210H49ZM242 209V210H241ZM49 210V211H48ZM200 212H199V211ZM221 210V211H220ZM27 211V210H26ZM181 211V212H182ZM207 212V213H206ZM240 212V213H239ZM47 213H49V214H47ZM185 213L182 215V214H179V215H181V217L179 218V217H177V219H181V220H184L185 218L187 219L188 217L185 215ZM220 213V214H219ZM239 213V214H238ZM7 214V215H6ZM2 215H4V217L2 216ZM241 215V216H240ZM28 216L29 217V221H28V219L27 220H25L26 219V217ZM186 216V217H185ZM189 216V217H190ZM212 216V215H211ZM185 217V218H184ZM209 217V218H208ZM242 217V218H241ZM50 219V220H49ZM66 219V218H65ZM65 219H61V220H58V221H55V223L57 222V223H59V225H58V231H59V233H60V237H59V239L61 240V242L59 241V244H60V247H61V249H63V250H59L60 252L58 253V255H57V257H56V259H57V262H56V264H64V263H62V262H64V261H62V258L64 257V256H66L67 254H68V252H66L65 253V251L67 250V249H65V251H64V248H65V240L66 239H64V234H66L68 231L67 230H69V228L70 227H68V226H71L69 223V221H67V219L65 220ZM52 220V221H51ZM69 220V219H68ZM178 220V221H179ZM184 221H186V220H184ZM224 221V222H223ZM5 222V223H4ZM67 222H68V224H67ZM182 222V221H181ZM227 222V223H226ZM228 222H229V224H228ZM27 224V225H26ZM30 224V225H29ZM67 224V225H66ZM23 225H24V227H29V231H30V233L29 234H26V233H28L29 231H27L25 228H23ZM234 228H238V229H234ZM25 229V230H24ZM223 229V230H222ZM181 231L179 232L180 233V235H181V233H183V231H182V229H180ZM8 233H7V232ZM27 231V232H26ZM150 231V230H149ZM221 231V232H220ZM146 233L148 234V232H147V230H146ZM7 234V235H6ZM145 234V233H144ZM146 234V235H147ZM184 234V233H183ZM182 234V235H183ZM5 235H6V237H5ZM149 236H151L152 237V232H151V235H150V233L148 234ZM4 236V237H3ZM3 237V238H2ZM153 238V237H152ZM246 239V238H245ZM245 239L243 238V240H244V242H243V240H242V242L243 243H246L245 242ZM247 240V239H246ZM154 241H156L154 238H153V246L154 245H156L155 247H156V253H155V255H154V257H156L157 259H158V261H159V264H160V262L161 261H163V257H162V260L159 258V256H161L162 254H163V252H162V254L160 253L162 250H160L159 249V245H157L156 244V242H154ZM234 242V243H233ZM243 243H241V244H243ZM61 244L63 245V246H61ZM257 244H259L258 242L255 244V245H257ZM67 245V244H66ZM233 245V246H234ZM208 246V247H207ZM245 246V245H244ZM243 246V247H244ZM64 247V248H63ZM246 247V246H245ZM209 248V249H208ZM40 254V255H41ZM66 254V255H65ZM157 254V255H156ZM242 254H244V255H242ZM65 258V257H64ZM155 258V261H157V259ZM249 260H248V259ZM48 259V260H47ZM157 261V262H158ZM47 262V263H46ZM157 262H154L155 264L157 263ZM164 262V261H163ZM211 263V264H212ZM40 264V263H39ZM161 264H163L162 262H161Z\"/></svg>", "mask_w": 264, "mask_h": 264}, {"label": "snow or ice", "instance_id": "3", "mask_svg": "<svg viewBox=\"0 0 264 264\" xmlns=\"http://www.w3.org/2000/svg\"><path fill=\"white\" fill-rule=\"evenodd\" d=\"M30 6L21 5L18 3H11L9 0H0V24L3 25L5 35L9 32L12 33H23L29 27V17L25 14L22 9ZM136 95V106L139 111L149 118L152 114L151 101L144 90H141L139 85L135 86ZM231 112L232 116H235L238 120H247L249 123H254L256 120L255 113L239 115L234 105L226 106L225 113ZM202 124L205 128L214 129L218 126V118L212 117L208 119L207 115L203 117ZM260 126H261V137H262V148H261V163L264 165V107L261 109L260 114ZM166 149L163 145L160 146L159 151L156 155L150 147H146L143 154V164L146 174L151 178H158L163 174L164 169L169 162L168 157L165 155ZM240 195L249 201V209L251 211V205L254 201V190L251 185L237 186ZM261 199L264 200V182L261 185ZM99 235L101 239L111 238V231L109 230V223L111 221V208L109 206L108 217L105 219L103 212L100 216ZM75 264H109L107 261H89L83 260L75 262ZM135 264H147V262H135ZM188 264H198L196 261H189ZM233 264H236L234 261Z\"/></svg>", "mask_w": 264, "mask_h": 264}]
</instances>
